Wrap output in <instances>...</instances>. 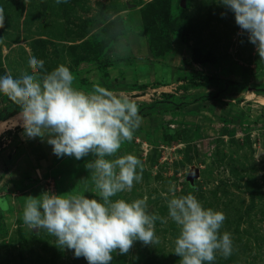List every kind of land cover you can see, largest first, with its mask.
I'll list each match as a JSON object with an SVG mask.
<instances>
[{"label":"rangeland","instance_id":"1","mask_svg":"<svg viewBox=\"0 0 264 264\" xmlns=\"http://www.w3.org/2000/svg\"><path fill=\"white\" fill-rule=\"evenodd\" d=\"M0 8V76L31 73L35 56L44 61L41 71L67 66L79 90L98 83L148 112L117 153L142 160V181L112 199L146 197L149 212L167 222L156 221L159 244L136 241L127 255L113 253L111 264H179L170 185L177 196L192 193L224 212L221 232L232 234L234 250L226 259L217 254L214 264H264V96L226 84L264 88V59L231 11L218 0H0ZM107 24L115 37L102 29ZM10 105L0 95V112ZM17 116L0 131V200L8 203L0 209V264H87L44 229L30 230L22 212L26 197L44 191L99 199L85 168L94 157H57L46 139L11 126ZM246 182H253V203L250 190L236 185Z\"/></svg>","mask_w":264,"mask_h":264},{"label":"clouds","instance_id":"2","mask_svg":"<svg viewBox=\"0 0 264 264\" xmlns=\"http://www.w3.org/2000/svg\"><path fill=\"white\" fill-rule=\"evenodd\" d=\"M218 3L234 14L241 33L264 59V0ZM4 27V9L0 8V29ZM28 64L31 73L18 78L11 73L0 76V95L20 109L11 126L22 127V135L29 139H46L57 157L81 160L91 154L94 158L85 168L91 172L99 199L51 191L28 196L22 212L24 225L38 232L44 229L55 237L58 248L72 250L74 257H83L87 264H111L113 253L127 255L136 241L145 246L159 244L156 221L167 220L149 212L146 197L131 202L112 199L130 192L143 178L141 159L134 154L117 155L143 122L137 102L98 83L90 92L77 89L73 73L64 64L41 71L44 61L35 56ZM8 127L6 122L0 123V131ZM168 192V218L179 229L173 250L179 264H214L217 254L225 259L231 256L232 234L221 232L224 212L205 208L192 193L177 196L175 185ZM7 207V201L0 200V209Z\"/></svg>","mask_w":264,"mask_h":264},{"label":"trees","instance_id":"3","mask_svg":"<svg viewBox=\"0 0 264 264\" xmlns=\"http://www.w3.org/2000/svg\"><path fill=\"white\" fill-rule=\"evenodd\" d=\"M166 14H167V16L168 15L170 16V14H168V12ZM102 29L104 30V32L108 33L107 35H109L111 38L115 37L117 34V30L112 24H107ZM226 84L230 85L232 87H235L242 92L252 90L253 93H255L256 95H263L264 96V88H262V86H255V87L250 88L246 84H243L240 82H234V81H227ZM220 96H221V94H215L212 96V98L220 97ZM181 105H186V104L179 103L175 107L179 108V106H181ZM148 107L149 108L155 107V103L150 104ZM19 111H20V109L16 104L10 105V106L4 108V110H3L4 113L0 112V121H4V122L7 121L11 116H13L16 113H19ZM139 114L141 116H147L148 112H144V111L140 110ZM236 185L239 188L246 187L250 190L251 203H253V200H254V197H253L254 191H253V187H252L253 182H246L244 185H240V184H236Z\"/></svg>","mask_w":264,"mask_h":264},{"label":"water","instance_id":"4","mask_svg":"<svg viewBox=\"0 0 264 264\" xmlns=\"http://www.w3.org/2000/svg\"><path fill=\"white\" fill-rule=\"evenodd\" d=\"M198 175V172L196 169H192L189 176H188V179H189V183L192 185L193 184V181L194 179L197 177Z\"/></svg>","mask_w":264,"mask_h":264},{"label":"bare ground","instance_id":"5","mask_svg":"<svg viewBox=\"0 0 264 264\" xmlns=\"http://www.w3.org/2000/svg\"><path fill=\"white\" fill-rule=\"evenodd\" d=\"M12 118H9L7 121H5L6 123L10 122ZM0 123H3V122H0Z\"/></svg>","mask_w":264,"mask_h":264},{"label":"crops","instance_id":"6","mask_svg":"<svg viewBox=\"0 0 264 264\" xmlns=\"http://www.w3.org/2000/svg\"><path fill=\"white\" fill-rule=\"evenodd\" d=\"M0 122H4V121H0Z\"/></svg>","mask_w":264,"mask_h":264}]
</instances>
